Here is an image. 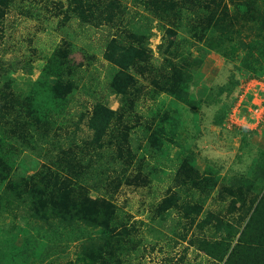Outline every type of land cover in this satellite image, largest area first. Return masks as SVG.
I'll list each match as a JSON object with an SVG mask.
<instances>
[{
  "label": "trees",
  "instance_id": "obj_1",
  "mask_svg": "<svg viewBox=\"0 0 264 264\" xmlns=\"http://www.w3.org/2000/svg\"><path fill=\"white\" fill-rule=\"evenodd\" d=\"M15 1L0 0V42L6 29L3 16ZM119 1L67 0L65 7L57 1L59 9L56 12L63 13L59 21L61 27L75 20L82 29L88 26L113 28L102 45L110 52L104 53L106 58L120 67L131 68L141 57L148 63L153 77L160 75L159 82L153 80L158 86L146 89L137 88L136 81L128 72L114 77L112 90L122 98L117 110L106 104L102 93L94 91L83 92L87 96L83 103L80 102L83 109L73 107L75 95L82 86V64L92 63V53L86 56V64L74 62L72 57L68 58L73 53L71 43L59 46L55 55L66 61L65 64L43 70L42 75L32 81L19 98L17 92L11 90L19 84L16 76L18 68L6 70L0 53V204L4 198L13 203L9 206L17 204L16 207L29 213L31 222L28 234L20 236V243L26 245L28 251L17 246L10 250V255L3 254L4 263L0 264H145L143 250L148 239L144 233L152 235L157 242L168 236L166 230L176 236L184 229L179 237L186 240L189 228L195 224L199 238L194 243L207 256L208 264H264V151L258 152L253 171L246 178V182L251 184L261 182L262 189L256 195L257 205L252 212L248 209L245 217L232 212L237 199L242 203L246 201L233 189L232 197L223 208L210 210L199 219L203 202L219 186L216 171L211 173V178L202 179L203 185L206 181L208 190H203L205 187L199 180L191 185L189 200L186 201L178 193L165 197L167 199L154 208L150 223L147 222L145 228L129 224L130 217H120L100 199L108 200L106 196L117 193L121 186L127 184L129 179L125 163L128 166L131 164L128 162L129 153H126L125 159L123 152L132 143L133 135L136 138L145 137L147 145L156 142L154 144L168 150L157 139L152 141L155 135L152 132L154 116L158 115L161 119L168 117L162 111V102L150 107L155 112L150 120L143 118L144 115H125L126 106L131 100L141 97V93L147 92L148 98L153 97L171 84L176 85H173L170 94L187 102L189 80L197 74L204 55L214 45L209 39L206 41L209 49L201 52L199 44L192 51L190 48L194 47V42L189 36L198 33L202 16L211 18L217 11V7L211 9L215 1L134 0V3L143 1L146 7L145 13H133L131 19L130 9H121ZM252 1L254 7H247L246 4ZM237 5L247 22L254 23L257 17V22L261 21L264 7L258 0H245L244 6ZM154 27L166 35L162 40L164 45H158L156 53L147 43V38L155 33ZM259 28L263 31L264 24L263 28ZM263 34L259 31L253 34L251 41L242 47L251 54L254 50L262 51L260 47L264 42L260 39ZM67 35L71 37V34ZM144 38L146 43L142 42ZM195 50L199 52L194 53ZM227 50L224 49V53ZM158 52L160 57L155 59L153 54ZM254 66L250 67L249 79L256 76ZM174 74L178 75V81ZM91 99L93 103L88 108L87 100ZM84 122L88 128L86 135L80 128ZM133 149V154L137 155V148ZM176 157L179 165L175 168L173 181L180 183L179 188L185 189L187 180L183 175L192 176V167H198L193 153L184 147L176 150ZM140 158L137 157L138 163ZM181 173L184 178H179ZM140 181L145 186L150 184L151 178L143 177ZM102 192L104 195L100 198L94 197V194ZM51 193L55 197L53 204L48 203ZM192 198L195 203L190 204ZM172 212L179 215L177 220L172 217ZM168 220L171 222L164 226ZM209 224L213 238L203 234ZM56 229L66 231L65 242L70 241V245H64L65 242L56 238L53 233ZM46 232H50L51 237ZM72 245L73 248L69 249ZM33 248H40L37 256H34Z\"/></svg>",
  "mask_w": 264,
  "mask_h": 264
},
{
  "label": "rangeland",
  "instance_id": "obj_2",
  "mask_svg": "<svg viewBox=\"0 0 264 264\" xmlns=\"http://www.w3.org/2000/svg\"><path fill=\"white\" fill-rule=\"evenodd\" d=\"M57 1L62 2L63 7L67 2V0H16L14 5L8 6L3 16L2 22L6 24V29L0 42V53L4 57L6 70L13 71L18 68L19 74L16 75L18 87L11 88L17 92L18 98L29 88L32 81L42 75L43 70L47 71L57 65L65 64L66 61L57 58L55 51L59 46L69 43L73 50L68 56L69 59L72 57L74 62L86 64L87 55L92 53L93 58L92 63L84 66L82 64V86L75 95L73 106L76 110L83 109L81 103L87 98L83 93L86 91L102 93L106 104L111 109L117 110L122 98L112 90L111 82L114 77L125 75L126 72L134 78L137 88L158 86L153 80L159 82L160 75L153 77L148 63L141 57L131 68L120 67L106 58L104 53L110 52L102 45L108 34L113 32V28L105 26L96 29L88 26L82 29L75 20L61 27L59 21L63 13L61 11L56 14L59 9ZM210 1H215L211 9L217 7V11L213 12L211 18L207 15L202 16L203 21L200 22L198 33L193 37L189 36L194 42V47L190 49L193 51L199 44L201 52L203 49H209L206 43L209 39L214 45L210 46V50L204 55L197 74L189 80L187 102L170 94L173 85H176L171 84L164 92L153 94V97L148 98L147 92L143 91L145 93H141V97L136 98L135 101L131 100L126 106L128 110L125 115L139 114L150 120L152 113H155L150 107L153 108L162 102V111L168 114V117L161 119L158 115L154 116L156 119L154 123L152 122V132H155V135L152 141L157 139L160 144L167 146L168 150L154 144L156 142L147 145L148 141L145 137L136 138V135H133L132 143L123 152L125 159L129 153L128 162L132 165L128 166V163H125L126 175L129 179L127 184L121 186L117 193L113 192L111 196H106L108 200L100 198L104 195L103 192L94 194L95 198H100L108 209L115 211L120 217H130L129 224H139L145 228L147 222L150 223L156 205L172 194L175 196L178 193L182 198L185 197L186 201L189 200V195H192L191 185L197 180L202 181L201 186L205 187L203 190H208L206 181L203 185L202 179L211 178L213 171L219 174V186L215 187L206 202H203L199 219L205 217L210 210L218 211L223 208L232 197L233 189H236L238 196L245 198L246 201L242 203L237 199L236 208L232 212L237 215L241 213V216L245 217L248 209L252 212L257 205L256 195L262 189L260 187L262 183L251 184L246 182V178L253 171V163L258 152L264 151V44L260 47L262 51L254 50L252 54L242 45L251 41L253 34L258 31L263 34L264 15L259 22H257L258 17L254 23L247 22L237 5L244 6L245 0H208L207 2ZM258 3L264 7V0H258ZM118 4L121 9L125 7L130 9L129 19L133 13H145L146 6L143 1L134 3V0H120ZM254 4L252 1L246 5L254 7ZM255 10L257 11V6ZM153 30L155 33L147 38V43H150L156 53V50H159L158 45H164L162 40L166 35L155 27ZM67 33L71 34V37ZM260 40L264 42V34ZM142 42L146 43V38ZM231 47L234 49L231 50ZM224 49H228L226 53ZM198 52V50L194 51V53ZM153 55L155 59L160 57L159 52ZM253 66L257 71L256 76L249 79L250 67ZM189 73L191 74V71ZM174 75L177 79L178 75ZM153 98L155 99L152 100ZM87 101L86 106L90 108L93 99ZM80 128L83 135L88 134L86 122L81 123ZM121 145L123 148L126 147L125 144ZM181 147L193 153L198 167V169L192 167L194 169L192 176L186 174L183 175L184 178L182 173L179 174V178L183 177L187 180L184 183L187 184L185 189L179 188L180 183L175 184L173 181L175 168L179 165L176 150ZM133 148H137V155L133 154ZM136 156L141 157V162L138 163ZM187 165L191 166L189 163ZM143 177L148 179L150 177V184L142 186L140 180ZM29 183L30 180L27 181V184ZM258 187L260 188L255 190ZM7 200L4 198L0 204V262L2 263H4L3 254L6 252L10 255V250L17 246L28 251L26 245L20 243V236H26L31 227L29 213L16 207L17 204L9 206L13 203ZM54 202L55 197L51 193L48 203ZM106 202L112 206H108ZM189 203H195V199H190ZM178 216L177 213L172 212L174 219L177 220ZM170 222V220L165 221L164 226ZM183 231L184 229L175 236L171 231L166 230L168 236L158 239L157 242L152 235L144 233L148 239L144 242L143 250L145 264H208L209 259H206L207 256L198 250L194 243L199 238L196 224L189 228L186 240L179 237ZM64 232L66 231L60 229L53 231L62 243L67 240V233ZM46 234L51 237L50 232ZM203 234L209 238L214 237L210 224L204 229ZM64 245H70V241L65 242ZM72 248L73 245L69 249ZM33 249L34 256H37L40 248Z\"/></svg>",
  "mask_w": 264,
  "mask_h": 264
}]
</instances>
